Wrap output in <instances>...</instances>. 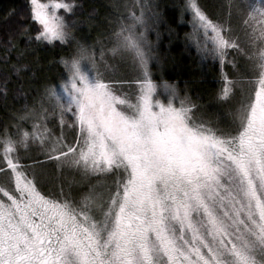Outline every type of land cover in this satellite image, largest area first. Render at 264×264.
Returning <instances> with one entry per match:
<instances>
[{
	"label": "snow or ice",
	"instance_id": "6c2138e0",
	"mask_svg": "<svg viewBox=\"0 0 264 264\" xmlns=\"http://www.w3.org/2000/svg\"><path fill=\"white\" fill-rule=\"evenodd\" d=\"M28 4L35 34L23 16L9 31L4 63L14 52L19 60L6 71L18 75L33 45L71 51L55 82L31 92L21 84L19 107L8 103L5 77L0 264H264V0H230L222 23L187 0L185 40L221 69L208 106L187 87L152 78L163 23L157 0L113 5L107 36L92 44L76 37L95 19L74 18L83 15L78 0ZM129 62L137 75L127 85L120 69ZM227 66L250 77L242 92ZM34 147L61 176L78 175L79 187L57 189L40 162L22 164Z\"/></svg>",
	"mask_w": 264,
	"mask_h": 264
},
{
	"label": "trees",
	"instance_id": "16d2710c",
	"mask_svg": "<svg viewBox=\"0 0 264 264\" xmlns=\"http://www.w3.org/2000/svg\"><path fill=\"white\" fill-rule=\"evenodd\" d=\"M109 0H78L82 5L83 15L79 18L84 20L89 14L95 17L91 22L83 23L79 29L87 30L91 27L102 37L108 34V24L105 18L111 17L114 11L113 7L106 6ZM130 0H121V2H129ZM47 2V0H42ZM200 7L207 16L216 23H222L229 19L228 7L230 0H198ZM160 4L163 23L159 27V41L157 43L156 52L158 61L153 62L151 67L153 78L159 82L161 80L177 85L179 88H188L193 97H199V102L205 106L215 103V93L221 87L220 81V65L210 57L203 59L196 51L194 46H189L185 37L192 32V17L191 14L184 11V6L187 0H157ZM15 10L16 15H13L7 22L5 17L11 10ZM28 0H0V93L5 89V77H7L6 89L9 93L8 103L19 107L13 96L20 99L18 89L21 84L26 92L40 88L45 82L52 81L59 77L62 67L58 63L61 57H67L71 51L66 46L44 47L33 45L35 51L29 50V53L23 60H20L18 66L22 67V71L17 75L11 71V66L17 64L19 60L18 53H11L9 63H4V43L8 37L9 31H15L21 26V17L23 16L24 26L33 29L35 34V25H32L28 20ZM123 10V9H121ZM227 27V25H226ZM231 27L234 32L243 39V33L240 31L239 20L235 16L231 19ZM100 35V36H101ZM156 41V36L151 37ZM88 41L91 42L90 39ZM106 41V40H105ZM91 43V44H92ZM106 43V42H105ZM19 48H25L23 40L18 41ZM235 54L228 57L232 60ZM231 58V59H230ZM238 65L240 63L236 62ZM27 67H23V66ZM48 68L55 74L51 80H48ZM224 71L229 73V79L233 81H245L248 77L240 76L231 66L224 68ZM3 97L0 95V118H3L5 111L2 107Z\"/></svg>",
	"mask_w": 264,
	"mask_h": 264
},
{
	"label": "rangeland",
	"instance_id": "374dc122",
	"mask_svg": "<svg viewBox=\"0 0 264 264\" xmlns=\"http://www.w3.org/2000/svg\"><path fill=\"white\" fill-rule=\"evenodd\" d=\"M197 2H198V0H197ZM115 4H123V2H121V0H109L108 2H106L105 5L110 8V7H113V5H115ZM198 4H199V2H198ZM95 34H97V32L95 30H93L91 27H89V29H87V30L78 29L77 33H76V37H77V39H82L83 42L91 44L92 40L96 39V35ZM100 35L101 34H98V38L104 39V36L102 37V35L101 36ZM88 39H90L91 42L88 41ZM105 42L107 43V41H105ZM232 59H233V57H232ZM235 60H236V62H238L240 64L243 63V61L241 60L240 57H235ZM109 63H114V61L109 60ZM157 63L160 64V61H158ZM237 73L240 76H242V77H248V76H246V75H244L242 73V70L237 71ZM54 74L55 73L53 71H51L50 68H48V72H47V77L46 78H49L48 80H51L52 77H56V76H53ZM120 75L125 79V81L127 82V85H130L131 82L135 80L137 73L132 68V66H131V64L129 62L128 64H125V65H123L121 67ZM152 78H153V75H152ZM248 78H250V77H248ZM153 80L156 81L154 78H153ZM247 80L248 79H245V81H238V82L234 81V82H236V88L242 92L243 89L246 87V84L244 82H246ZM123 91L126 92V93L131 94V93L134 92V89L132 87H130V86H125ZM49 127L53 128L54 132L57 135H59V127L58 126L49 125ZM65 135L68 137V139L72 138V133H71L70 130L66 129L65 130ZM21 156H22V159H21L20 162L22 164H25V165H34L37 162H40V164L42 166H38L37 167V171L43 172L47 178L52 179V181L55 184L57 189L59 188L61 183H64L66 190H67V186L69 184H72L73 188L79 187V185L75 183L76 181L79 180V176L78 175H76L73 172H64L63 175L61 176L59 173H57L55 171L54 165L47 160L46 156L43 155V153L38 148L34 147L33 149L29 150L28 152H22ZM0 179H2V177H0ZM93 182H95V181H93ZM49 187H52V184H50Z\"/></svg>",
	"mask_w": 264,
	"mask_h": 264
}]
</instances>
